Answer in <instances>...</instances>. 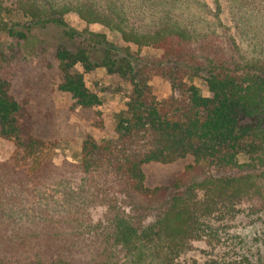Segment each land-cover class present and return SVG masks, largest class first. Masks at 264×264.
<instances>
[{
	"label": "trees",
	"instance_id": "16d2710c",
	"mask_svg": "<svg viewBox=\"0 0 264 264\" xmlns=\"http://www.w3.org/2000/svg\"><path fill=\"white\" fill-rule=\"evenodd\" d=\"M233 6L243 12V3ZM97 7L0 0L8 44L4 50L0 41V140L13 146L0 158V264H190L198 242L222 250L202 264H264V239H246L233 226L239 215L264 221V47L243 51L221 24L197 32L166 16L143 29L128 25L121 8ZM68 12L117 30L125 46L69 28ZM46 26L64 38L49 77L80 111L100 105L85 74L102 68L129 89L113 137L85 136L75 163L58 161L56 144L34 134L30 82H18L13 47ZM156 80L168 84L167 98L153 93ZM183 158L191 163L168 185H145L146 165Z\"/></svg>",
	"mask_w": 264,
	"mask_h": 264
},
{
	"label": "rangeland",
	"instance_id": "374dc122",
	"mask_svg": "<svg viewBox=\"0 0 264 264\" xmlns=\"http://www.w3.org/2000/svg\"><path fill=\"white\" fill-rule=\"evenodd\" d=\"M101 12H114V6L126 12V22L138 28L157 27L161 19L173 17L181 25L192 31L220 30L227 27L235 44L245 52L257 53L264 47V0H93ZM234 3L244 4L243 12L237 11ZM115 13V12H114ZM106 15V14H105ZM66 25L76 32L89 31L103 34L107 41L123 47L117 30L109 29L100 23H86L76 13L68 12L63 16ZM218 30V29H217ZM61 29L56 26L33 28L26 42L17 43L13 50L21 59L18 82L29 79L27 90L32 105L33 131L42 139L53 141L57 146V160L75 163L79 159L80 145L85 136H91L101 143L113 137L115 125L124 109L129 92L126 83L116 76H109L102 68L85 74L84 82L89 91L98 95L100 105L89 111H80L74 101L56 90L54 80L49 77L46 66L54 67L53 54L63 41ZM2 49L7 42L0 37ZM14 43V41H12ZM16 43V42H15ZM132 50H137L132 47ZM8 51V50H6ZM139 55L157 56L160 51L149 48L137 50ZM76 70L82 72L80 65ZM48 73V74H47ZM26 81V80H24ZM23 81V82H24ZM22 82V83H23ZM192 83L203 96H208L205 84L198 79ZM153 93L159 100L170 95L166 82L156 80L150 83ZM13 146L0 140V158H7ZM191 163L189 158L179 159L171 164H149L143 169L145 185L152 189L168 185L177 178ZM233 226L246 239H264V221L251 220L239 215ZM222 253L219 246H206L203 242L194 243L187 254L190 264H202L215 260Z\"/></svg>",
	"mask_w": 264,
	"mask_h": 264
}]
</instances>
